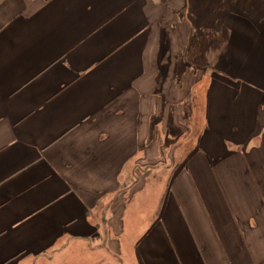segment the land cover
I'll return each mask as SVG.
<instances>
[{"label": "crops", "instance_id": "obj_1", "mask_svg": "<svg viewBox=\"0 0 264 264\" xmlns=\"http://www.w3.org/2000/svg\"><path fill=\"white\" fill-rule=\"evenodd\" d=\"M0 264H264V0H0Z\"/></svg>", "mask_w": 264, "mask_h": 264}, {"label": "rangeland", "instance_id": "obj_2", "mask_svg": "<svg viewBox=\"0 0 264 264\" xmlns=\"http://www.w3.org/2000/svg\"><path fill=\"white\" fill-rule=\"evenodd\" d=\"M204 74H205V76L208 75V73H204ZM204 74H203V75H204ZM163 144H166V143H163ZM163 144H162V145H163ZM170 144H171V143H170ZM171 146H172V145H171ZM170 148H171V147H170ZM172 154H173V153H172ZM177 162H178V161L176 160V164L173 163V167H172V169H171L172 171H174V166H176V165L179 164V163H177ZM159 163H160V162H159ZM159 163H158V164H159ZM162 163H163V162H162ZM152 164L156 165V163H152ZM165 164H166V163H165ZM150 165H151V164H150ZM168 165H170V164H168ZM145 166H146V165H145ZM161 166H162V165H161ZM161 166H159V168H160V169H163V168H162L163 166H162V167H161ZM175 168H176V167H175ZM147 169H148V168L145 167L144 170L146 171ZM161 171H162V170H161ZM153 174H154V173H153ZM153 174H152V176H154V175L157 176L156 174H154V175H153ZM152 176H151V177H152ZM158 176H160V177H158V179L161 178V179H160L161 181H166V180H164V177H165L164 174H163V175H158ZM133 178H134V177H133ZM142 178H144V177H142ZM136 179H137V183H139L140 180H141V177H137ZM152 180H153V179H151V181H152ZM139 185H140V184H139ZM132 193H133V192H132ZM143 200L146 201L147 198H146V197L144 198V197H141V196H140V197H139V201H143Z\"/></svg>", "mask_w": 264, "mask_h": 264}]
</instances>
